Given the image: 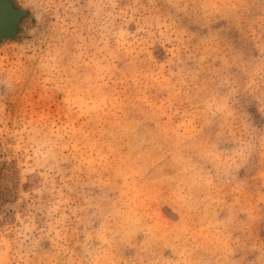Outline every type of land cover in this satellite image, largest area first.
<instances>
[{
  "label": "rangeland",
  "instance_id": "1",
  "mask_svg": "<svg viewBox=\"0 0 264 264\" xmlns=\"http://www.w3.org/2000/svg\"><path fill=\"white\" fill-rule=\"evenodd\" d=\"M262 61L261 0L38 2L0 43V264H211L231 213L264 242V161L221 150Z\"/></svg>",
  "mask_w": 264,
  "mask_h": 264
},
{
  "label": "clouds",
  "instance_id": "2",
  "mask_svg": "<svg viewBox=\"0 0 264 264\" xmlns=\"http://www.w3.org/2000/svg\"><path fill=\"white\" fill-rule=\"evenodd\" d=\"M38 2L42 3V0H27V3L22 5L31 10L34 19H36ZM246 2L254 3L255 0H246ZM261 3H264V0H261ZM247 71L259 74L261 85L264 86V61L259 65L253 63ZM13 87L12 78L7 75L0 76V93H8ZM258 114L264 119V111L258 110ZM221 150L228 159L229 167L225 175L230 180L242 182L241 178L247 176L257 162L264 161V123L258 122L251 114H248L239 124V136L231 141H222ZM243 217L244 219H241V216L231 213L226 219L231 244L226 248H218L211 264H264V242L251 238L254 221L247 214ZM173 256H175L174 251ZM167 264H183V261L169 258ZM195 264H201V262L197 261Z\"/></svg>",
  "mask_w": 264,
  "mask_h": 264
},
{
  "label": "water",
  "instance_id": "3",
  "mask_svg": "<svg viewBox=\"0 0 264 264\" xmlns=\"http://www.w3.org/2000/svg\"><path fill=\"white\" fill-rule=\"evenodd\" d=\"M28 13V9L16 6L13 0H0V43L15 39L20 23Z\"/></svg>",
  "mask_w": 264,
  "mask_h": 264
}]
</instances>
